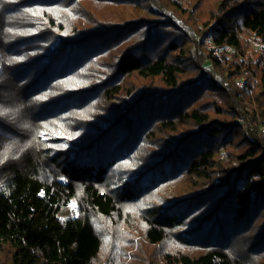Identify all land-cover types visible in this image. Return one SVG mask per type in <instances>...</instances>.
Listing matches in <instances>:
<instances>
[{"label": "trees", "instance_id": "obj_1", "mask_svg": "<svg viewBox=\"0 0 264 264\" xmlns=\"http://www.w3.org/2000/svg\"><path fill=\"white\" fill-rule=\"evenodd\" d=\"M5 97L31 101L34 119L30 133L0 121V264H121L100 258L92 218L117 219V249L122 206L172 179L186 190L137 214L147 264H264V0H0ZM98 99L87 136L52 158L58 175L42 173L36 121ZM125 162L127 179L111 180ZM72 201L78 216L60 218Z\"/></svg>", "mask_w": 264, "mask_h": 264}, {"label": "rangeland", "instance_id": "obj_2", "mask_svg": "<svg viewBox=\"0 0 264 264\" xmlns=\"http://www.w3.org/2000/svg\"><path fill=\"white\" fill-rule=\"evenodd\" d=\"M208 41V45H206L205 41ZM254 39L249 40V48L253 53H260L262 47H256V45H253ZM205 42V43H204ZM257 42V41H256ZM211 46V47H210ZM203 47L206 51H210L212 48V45L209 41V39L205 38L203 40ZM197 48V46H196ZM203 49V48H202ZM203 49V50H204ZM201 50V47H200ZM204 50V51H205ZM202 51V50H201ZM205 51V52H206ZM214 57L220 56L219 52H215L212 50ZM207 53V52H206ZM207 60L204 62L206 63ZM206 65V64H205ZM204 65V66H205ZM208 72H213L212 67L207 65L205 67ZM236 84L238 86H241V80H237ZM102 100V99H101ZM100 99L98 100H92L89 101V103H79V104H69L64 105L62 114H59L56 117L60 118H54L55 116L49 118L45 122L36 121L37 125L39 124L42 126L40 129H37L36 131V137L40 136L39 138V145L40 150H42V153H48L49 157H44V160L42 161V167L41 172L47 173L53 171L54 174L58 175V165L52 161V158L55 161L60 162V165L64 163V159L61 157L62 152L64 150H73V147L71 146V141L75 140V136L79 139H82L83 137L87 136L86 132L88 131L87 127H79V122H83L82 125H85V120L89 119L93 114L98 113L99 111L103 110L104 108V102H101ZM243 107V106H240ZM237 108V111L240 113H243L246 109ZM76 108V109H75ZM80 109L82 111H80ZM77 110H79L77 112ZM76 112V113H75ZM30 113V112H29ZM75 113V114H74ZM33 114L32 112L28 115L31 119V121L34 119L33 116H30ZM241 121V119H240ZM243 130L249 133V130L252 129V125L249 123H245L241 121ZM264 125H261L259 129L254 128V132H256L257 136L259 138L264 137V130L262 128ZM13 129H18L17 127L13 126ZM19 131V129H18ZM31 130L25 132L30 133ZM5 135H2V138H5ZM17 141L18 146H22L23 143H26L23 138H19ZM153 141V142H152ZM75 142V141H74ZM73 143V142H72ZM160 141L157 139L150 140L147 144H144L140 151L137 154V157H142V160L145 159V155L154 153V150L158 149V146L160 145ZM37 147V146H36ZM34 147V148H36ZM11 154V153H10ZM3 158L7 156V154H0ZM69 159H72L70 157ZM6 161L8 160H17V157L15 158H5ZM135 160H138L137 158ZM141 160V159H139ZM220 161H229L227 155L224 152H221ZM140 163V162H138ZM133 163H123L117 166L115 170H113L112 173H115L116 176L111 178V180H117L121 181L123 179H127L126 176V168L129 169L133 167ZM45 179H48L46 175H44ZM174 178V177H173ZM176 178V177H175ZM175 180H168L166 184H163L161 187L158 188L157 192L150 198H145L141 201H136L134 203H127L123 205V210L125 213L126 220L124 222H121L120 227L122 228L123 235L126 239V244H118L117 249L116 245L112 243V238L110 235L106 233V230L112 235L115 231H110L111 229H115V224L117 222V219L114 218V222L111 223L113 220H107V219H98V218H92V222L95 225L97 231L99 234H102L105 240V247L103 253H101V259L104 261H108L110 258H113V261H119L121 264H147L145 262L146 257L154 255V247H150L143 239L141 233H138L140 229L143 228V224L138 219L137 214H142L144 212V209L148 207L149 205L156 204V201H163L166 198H173L171 194L174 192H184L186 190L185 187L179 186L182 181L180 182H174ZM177 183V184H176ZM174 187L175 190H174ZM155 198L156 200H154ZM145 213V212H144ZM143 213V215H144ZM79 214V207L77 205V202L72 201L70 204L63 209L60 218H66V217H76ZM174 243L172 241H168L166 243L165 247L171 246ZM161 253V252H160ZM158 255V254H157Z\"/></svg>", "mask_w": 264, "mask_h": 264}, {"label": "clouds", "instance_id": "obj_3", "mask_svg": "<svg viewBox=\"0 0 264 264\" xmlns=\"http://www.w3.org/2000/svg\"><path fill=\"white\" fill-rule=\"evenodd\" d=\"M30 105L31 101H25L22 98L15 101H10L6 97L0 98V121L17 127L21 132L31 130L32 121L26 112Z\"/></svg>", "mask_w": 264, "mask_h": 264}, {"label": "built area", "instance_id": "obj_4", "mask_svg": "<svg viewBox=\"0 0 264 264\" xmlns=\"http://www.w3.org/2000/svg\"><path fill=\"white\" fill-rule=\"evenodd\" d=\"M205 42H206V43H205ZM205 42H204V43H205L206 45L209 44L207 40H206ZM211 45H212V44H211ZM253 45H256V47H262L261 44L258 43V42H256V41H253ZM210 47H211V46H210ZM211 49L214 50L215 52H218L213 46H212ZM241 121H243V120H241ZM262 130H264V127L262 128Z\"/></svg>", "mask_w": 264, "mask_h": 264}, {"label": "snow or ice", "instance_id": "obj_5", "mask_svg": "<svg viewBox=\"0 0 264 264\" xmlns=\"http://www.w3.org/2000/svg\"><path fill=\"white\" fill-rule=\"evenodd\" d=\"M38 99H42V97L41 98H38ZM2 161H3V157L0 156V162H2Z\"/></svg>", "mask_w": 264, "mask_h": 264}]
</instances>
